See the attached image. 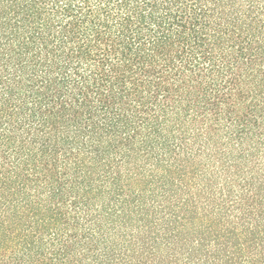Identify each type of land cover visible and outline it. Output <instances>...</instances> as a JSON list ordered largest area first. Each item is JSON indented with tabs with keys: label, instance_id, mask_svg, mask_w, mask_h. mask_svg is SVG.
<instances>
[{
	"label": "trees",
	"instance_id": "1",
	"mask_svg": "<svg viewBox=\"0 0 264 264\" xmlns=\"http://www.w3.org/2000/svg\"><path fill=\"white\" fill-rule=\"evenodd\" d=\"M0 264H264V0H0Z\"/></svg>",
	"mask_w": 264,
	"mask_h": 264
}]
</instances>
